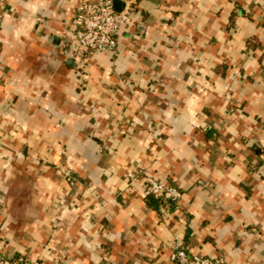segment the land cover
Returning a JSON list of instances; mask_svg holds the SVG:
<instances>
[{"label":"crops","instance_id":"crops-1","mask_svg":"<svg viewBox=\"0 0 264 264\" xmlns=\"http://www.w3.org/2000/svg\"><path fill=\"white\" fill-rule=\"evenodd\" d=\"M79 1L0 0V264H264V0H116L86 64Z\"/></svg>","mask_w":264,"mask_h":264},{"label":"built area","instance_id":"built-area-1","mask_svg":"<svg viewBox=\"0 0 264 264\" xmlns=\"http://www.w3.org/2000/svg\"><path fill=\"white\" fill-rule=\"evenodd\" d=\"M74 10L72 43L65 56L77 64H86L97 53L116 55L119 39L130 23V12H118L114 0H80ZM3 20L0 9V26ZM145 195L164 205L174 204L181 198V192L173 184L153 178H147ZM170 260L172 264H228L223 257L191 255L180 240L175 241Z\"/></svg>","mask_w":264,"mask_h":264},{"label":"water","instance_id":"water-1","mask_svg":"<svg viewBox=\"0 0 264 264\" xmlns=\"http://www.w3.org/2000/svg\"><path fill=\"white\" fill-rule=\"evenodd\" d=\"M114 3H115V9L118 11V12H121L120 10L117 9V1L114 0Z\"/></svg>","mask_w":264,"mask_h":264}]
</instances>
